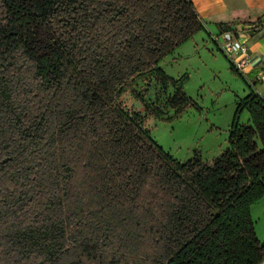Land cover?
<instances>
[{"label": "trees", "instance_id": "trees-1", "mask_svg": "<svg viewBox=\"0 0 264 264\" xmlns=\"http://www.w3.org/2000/svg\"><path fill=\"white\" fill-rule=\"evenodd\" d=\"M204 28L189 0H0V264L264 260L250 216L264 196L253 86L210 164L174 160L121 104L151 75L180 114L187 77L158 66Z\"/></svg>", "mask_w": 264, "mask_h": 264}, {"label": "rangeland", "instance_id": "rangeland-1", "mask_svg": "<svg viewBox=\"0 0 264 264\" xmlns=\"http://www.w3.org/2000/svg\"><path fill=\"white\" fill-rule=\"evenodd\" d=\"M36 34L37 43L46 36L41 28ZM197 40L184 44L158 66L171 79L187 77L183 94L190 104L180 114L169 109L173 90L161 87L151 75L124 92L121 104L128 113L140 114L143 132L150 131L153 141L174 160L184 163L197 153L210 164L227 149L236 104L247 93L243 79L216 46L207 39ZM248 120L247 111L241 110L237 122ZM250 216L256 238L264 244V198L250 208Z\"/></svg>", "mask_w": 264, "mask_h": 264}, {"label": "crops", "instance_id": "crops-1", "mask_svg": "<svg viewBox=\"0 0 264 264\" xmlns=\"http://www.w3.org/2000/svg\"><path fill=\"white\" fill-rule=\"evenodd\" d=\"M189 1L194 6L205 28L203 31L197 33L191 40L185 42L184 44L189 43L194 39H197V37L203 43L204 39H207L209 42H212L211 34L215 35L219 33V25L234 24L233 27L238 26L242 28V31L244 32L246 37L245 43L249 48L250 54V63L245 72L246 79H243L246 87L245 91L248 95V86H251L254 78L257 75L263 74L262 83L257 85L256 87H253L252 89L264 99V0ZM258 20L261 21V24L256 27L255 23ZM252 28L255 29V31ZM198 41L199 40H197L196 43H198ZM184 44H182L181 46H183ZM180 47H178L177 49H179ZM177 49L171 55L176 53ZM246 124H249V120ZM262 198H264V196Z\"/></svg>", "mask_w": 264, "mask_h": 264}, {"label": "built area", "instance_id": "built-area-1", "mask_svg": "<svg viewBox=\"0 0 264 264\" xmlns=\"http://www.w3.org/2000/svg\"><path fill=\"white\" fill-rule=\"evenodd\" d=\"M245 34L242 28L236 26L229 31L211 34V40L219 50V52L230 62L234 70L243 78L246 79L245 72L249 66V48L245 43ZM263 80V74L257 75L253 83V87L261 84ZM257 96L262 98L257 92ZM264 101V99L262 98ZM264 264V260L260 263Z\"/></svg>", "mask_w": 264, "mask_h": 264}]
</instances>
